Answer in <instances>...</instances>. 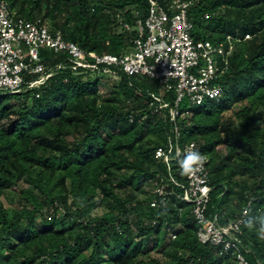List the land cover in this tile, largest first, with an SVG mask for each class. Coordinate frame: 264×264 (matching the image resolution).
<instances>
[{"label":"trees","instance_id":"trees-1","mask_svg":"<svg viewBox=\"0 0 264 264\" xmlns=\"http://www.w3.org/2000/svg\"><path fill=\"white\" fill-rule=\"evenodd\" d=\"M188 1L208 40L226 47L228 35L240 40L216 81L220 96L179 105V145L196 142L209 159L208 217L227 225L251 203L235 242L250 264H264V0ZM7 2L17 17L40 19L101 55L133 48L149 9V0ZM40 56L54 72L45 84L0 91V264H235L236 250L221 253L199 239L174 151L168 162L156 157L177 141L175 91L116 66L109 68L117 80L106 65L73 70L69 54L47 47ZM103 78H114L107 95ZM154 95L168 102L165 116L150 105ZM100 206L105 211L93 216Z\"/></svg>","mask_w":264,"mask_h":264},{"label":"built area","instance_id":"built-area-1","mask_svg":"<svg viewBox=\"0 0 264 264\" xmlns=\"http://www.w3.org/2000/svg\"><path fill=\"white\" fill-rule=\"evenodd\" d=\"M191 1L169 0L161 4L159 0H149L148 14L138 21V37L133 41L132 54H98L88 52L78 43L66 40L58 30L52 32L49 25L40 19L29 20L17 17L10 9L7 0H0V91L19 92L26 83L30 89L46 83L54 72H46L40 56V49L47 47L55 52H65L71 57L73 70L84 68L95 70L106 65V72L117 76L109 66L120 67L127 75L146 76L157 80L165 92L174 90L175 105L170 109V117L175 122L177 141L171 148L159 147L156 157L170 161L175 153L181 168V161L187 150H198V144L191 142L184 147L179 145V129L176 120L183 113L179 105L187 98L192 104H202L207 99L218 98L222 86L216 81L229 68V58L235 49V39L227 36L225 43L214 44L193 35V22L189 17ZM249 38V35L245 37ZM222 63V64H221ZM61 66H59L60 68ZM30 75H38L29 79ZM150 102L154 112L165 116L164 108L168 102L162 97L153 96ZM133 117H131V121ZM187 175L182 199L191 203L193 213L200 223L198 236L201 242H210L220 247L221 253L229 254L231 248L236 250L235 264H250L240 253L236 245L237 233L251 212V203L243 207L242 216L222 225L217 217L206 215L212 186L210 185L208 158ZM165 202L167 191L160 185L155 190ZM151 205L157 206L156 200ZM175 238V234L173 235Z\"/></svg>","mask_w":264,"mask_h":264},{"label":"rangeland","instance_id":"rangeland-1","mask_svg":"<svg viewBox=\"0 0 264 264\" xmlns=\"http://www.w3.org/2000/svg\"><path fill=\"white\" fill-rule=\"evenodd\" d=\"M12 12L15 15H17V9H12ZM190 20L192 22H194L193 19H190ZM193 24H194V27L192 30L193 35L195 37H197L196 35H198V36L200 35L201 37H198V38L203 39V40H208L207 39L208 38V31H206V28L204 27V25L201 26V27H204L201 31V28H199L197 25H195V23H193ZM246 39H249V38H246ZM133 52H134V48H131V49L126 50L124 53L125 54H132ZM114 78H115V80H117L118 77L115 76ZM114 78H112V80L103 78V80L101 81V86H100L101 94L107 95L109 93V91L112 87V83L114 81ZM108 80H110V81H108ZM182 104L186 105V107H188V108L192 107V105H193L187 98L184 99ZM149 189H152V187L151 188L149 187ZM104 211H105V206H100L97 209H95L92 214H93V216L101 215ZM155 256L159 257L160 255L155 253Z\"/></svg>","mask_w":264,"mask_h":264},{"label":"clouds","instance_id":"clouds-1","mask_svg":"<svg viewBox=\"0 0 264 264\" xmlns=\"http://www.w3.org/2000/svg\"><path fill=\"white\" fill-rule=\"evenodd\" d=\"M202 163L203 157L201 154L198 151L189 149L181 161L182 173L184 175H190L196 170V167ZM260 238L264 239V228L260 230Z\"/></svg>","mask_w":264,"mask_h":264}]
</instances>
